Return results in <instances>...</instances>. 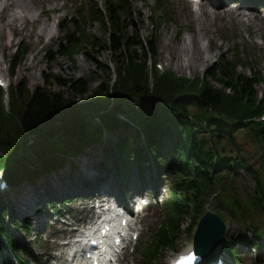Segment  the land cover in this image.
I'll use <instances>...</instances> for the list:
<instances>
[{
  "label": "trees",
  "instance_id": "obj_1",
  "mask_svg": "<svg viewBox=\"0 0 264 264\" xmlns=\"http://www.w3.org/2000/svg\"><path fill=\"white\" fill-rule=\"evenodd\" d=\"M111 44V54L114 55V61L119 65L121 75L113 89V95L119 98L120 103L113 112L102 117L103 121L112 123L113 120H121L117 117L114 118V114L127 116L132 111L139 118V125L147 131L148 139L153 140L152 132L165 136L174 143L175 150L182 152L185 156H190L199 163L203 169L199 173L200 179L206 183H209L213 176L221 172H230L232 164L239 160L240 166L248 170L259 186L258 172L240 157L243 155L240 148L234 150V156L224 157L222 155V152L226 151L224 144H234L237 135L244 134L255 147V151L260 154L259 159L264 162V123L252 120L264 111V99L258 100L255 91V85L259 81L258 76L253 75L249 78L238 74L234 64L220 60L217 65H213L212 70L203 79L217 82L221 89L215 90L209 87L202 91L203 82L199 80L190 81L177 78L175 75L159 76L154 69V72H151L154 91L150 94L147 71L136 64V61L138 62L148 55L147 50L141 46V41L128 39L127 35H123L122 30L118 29V34H113L111 37ZM148 47L149 53L154 58L157 55L156 40L150 41ZM123 49L126 50L125 55L127 54L126 56L129 58L128 64L122 63ZM25 50L26 47L21 46L17 55L12 58V76L15 75L21 62L20 57L23 56ZM45 57H47L48 64L53 62L52 56L46 55ZM97 68L102 73L108 71L104 64ZM49 70L53 71L52 68ZM45 77L46 86L41 90L40 88L35 89L32 94L25 87V81L12 87L11 105L8 111L1 103L2 91L0 90V151L12 155L15 149L20 150L18 144L22 146L28 142V135L44 139L59 133L60 130L62 135H66V141L60 147L62 152L53 156L52 159L40 160L38 158L34 164L20 161L24 166L21 171L30 176L48 172L49 168L62 161L64 157H60L61 155L70 153V150L74 152L80 144L86 141L88 135H91V131L97 128L92 122H87L84 131L81 117H78L81 102H87L91 93L92 86L89 81L85 79L73 80L66 74ZM50 81L66 90L70 99L60 92L56 93L48 89ZM207 83L211 86L209 82ZM183 95L184 98L181 97ZM109 97L108 87L101 84L97 90L93 91L92 98L89 100L94 98L92 102L95 103V108H101V105ZM127 100H136L143 105L123 106L122 104ZM131 119L133 118L131 117ZM133 120L134 122L138 121L137 118ZM56 123H61V125L54 128ZM128 128L132 127L125 123L123 129ZM124 134L130 135L129 132ZM158 140L161 141V139ZM127 142L128 140L124 138L119 143H113L116 154L121 156L124 150L123 145ZM40 144L46 147L47 151L55 146L54 142H49L46 139L40 141ZM105 157L109 160V153H106ZM15 163L17 161L12 163L7 173V177L14 182L18 181ZM188 213V208L179 206L174 223L175 231L171 236L164 235L160 238L161 246L164 247L176 241L183 222L182 217ZM12 225L16 230L27 231L28 229V226L18 218H14ZM0 231L5 240L10 239V231L4 224L1 215Z\"/></svg>",
  "mask_w": 264,
  "mask_h": 264
},
{
  "label": "rangeland",
  "instance_id": "obj_2",
  "mask_svg": "<svg viewBox=\"0 0 264 264\" xmlns=\"http://www.w3.org/2000/svg\"><path fill=\"white\" fill-rule=\"evenodd\" d=\"M88 1L89 0H76L75 2L71 0H47L46 3L42 4L40 8H32L30 10H28V8V11L23 8L22 14L28 16V24L24 31H21V29L18 28V30L14 34L9 29L7 22L9 21V14H12L11 11H15L16 9L13 8L9 12H7V17L3 19L0 18V48L2 49L1 51L8 50L12 52L13 49H15V46L21 40L25 41L28 47L30 48V52L28 53V55L21 60L23 63L17 71L16 79L13 80L14 82H18L21 78L25 77L30 91H33V89L38 86H41L39 87L41 90L42 87L46 86L45 76L47 75L49 68H52L53 72L58 74L59 76H63V74H66L69 75V78L73 80L85 79L89 81V84L92 86L89 99L92 97L94 89L105 78V75L100 70H98L97 67L99 65L107 63V60L109 59V55L107 53L103 52L101 55H98L96 59L93 57V55L95 54L89 55L90 60H87L84 56V53L86 51L84 49L82 53H80V55L76 58V70L72 68L70 60L68 58L59 57L58 59H56L55 62L48 64L47 57H45L47 54L50 53L52 54V58L55 59L56 45L62 43L64 40L65 33L60 31V34V32L57 31L58 27H55V22L61 21L64 17L67 18V16L74 14V11L71 9L73 3L80 2L86 6V3ZM135 1L136 10L143 14L141 34L145 38H149L152 30L150 29L148 17L150 15L152 9L151 7L153 5L154 0ZM90 2L94 6L93 0H90ZM29 3L31 2L28 1L27 4ZM33 21H35L34 25H32ZM191 26L193 28V24H191ZM39 27L41 29H39ZM43 28L44 32L42 31L41 33V30ZM181 29L183 30L181 37H188L190 34V30H188V26H186V23L181 26ZM252 30L256 31V28L252 27ZM175 31L176 28L173 24H168L162 28L161 40L158 39L159 41L157 49V61L161 69L164 68L165 70H171L177 75H186L187 77H194L207 72V69L219 59V55L222 54V56H225L229 59L234 56V52H232L233 45L226 44L225 42L220 44L219 36H217L216 29L210 27L209 32L211 33L213 31L214 35L213 41L215 45L213 46V49V44L209 43L208 40L204 38L200 39V45L204 49L211 47L212 54L208 55L212 56L208 57V55H205L204 63H195L196 68H190L187 66L188 58L185 57V55H182L181 53L178 54V52L180 51L179 47L183 48L184 42L179 39L181 37L175 39ZM31 33H33L36 37H31L29 35ZM99 33V27L96 25L94 27L93 35H99ZM235 42L237 46V52L239 53L240 50L243 48L241 36H238ZM172 47H176L177 50H172ZM164 52L166 53V55L164 54ZM243 55H245V53ZM163 56L164 60L168 61V66L164 64ZM249 57L252 59L256 58V61H258L259 63V67L264 70V68L262 67L264 65V60L260 58L259 53L252 51L249 53ZM1 58L2 53L0 52V78L4 81L8 80L10 82L8 76V63L3 59L1 60ZM239 70L241 73H245L247 75L250 73L246 69ZM47 87L48 89H51L56 93L60 92L64 94L66 98L70 99V97L67 96V91L61 89L52 81H50V85ZM262 89L263 86L258 89L259 92H261ZM35 141V146L20 151V153H22V151H24V153L19 159V163L20 160L26 161L27 164H34L38 158H40V160L52 159L53 156L58 155L60 154V152H62V149L60 147L64 144L65 137H60L58 141L54 142V148L48 151L47 149L39 150V140ZM94 150H97V147L90 146L88 148V152L81 157L79 163L77 160L67 162V164L65 163V166L61 170H56V173L54 172V175H50L48 177L42 175L41 177L33 181V183L23 185L22 189H20L19 192L11 193V206L16 210L18 215L21 214L27 217H31L32 215H34L33 210L36 209L35 203L41 202L44 199L43 194H39L38 196L36 195V192H38L39 190H51L56 194L59 200L66 198L78 199L79 196H83L87 192V190L82 187L83 184L93 183L98 180V176H95L94 178H91L89 180H85L84 176L86 174H83L84 171H82L83 167H85L86 171L89 172L92 169L91 165L95 161V158L89 155V152ZM20 167H23L21 163ZM67 171H69L70 173L68 174ZM240 175L242 179L246 182L247 189L251 190L253 187V183L249 176H247L245 172H240ZM19 195H26L27 197H31L28 201V206L26 208H20L17 198ZM77 203H80V201H74L70 208L76 209ZM183 226L184 228L186 227L185 224ZM41 227V224H38L37 230ZM18 238L20 242L28 245V238L26 239V237L22 235H18ZM31 251L36 254V250L31 249ZM245 261L250 262L251 260ZM33 264H35V262H33Z\"/></svg>",
  "mask_w": 264,
  "mask_h": 264
},
{
  "label": "bare ground",
  "instance_id": "obj_3",
  "mask_svg": "<svg viewBox=\"0 0 264 264\" xmlns=\"http://www.w3.org/2000/svg\"><path fill=\"white\" fill-rule=\"evenodd\" d=\"M28 1L31 2V7L33 8L35 6V2H41L45 0H0V17L1 19L7 17V12L15 8V11H11L12 14H9L8 18L9 21L7 22V25L9 29L14 33L18 30V28H21V30H24L28 24V16L22 14V10L28 9ZM172 5H178L180 7V12L177 16V21L179 23H182L184 21L187 22H193L195 20L194 15L191 10V2L190 0H169ZM198 9L201 11V16H208L210 17L215 24H217V31L225 34L227 31H230L231 34H227V37L225 38V42L230 43L232 42V37L235 35L233 32L238 29V27L241 25V17L243 16L241 13H239L237 10H243L238 9L240 8V5L237 1H234L233 5H230L228 2H220L214 6V11L209 12L207 8L205 7L204 3H200L198 5ZM30 10V9H28ZM27 10V11H28ZM249 10V9H248ZM19 11V12H18ZM19 13V14H18ZM35 21L32 22V25H34ZM244 26V25H243ZM208 28V25L206 24H200L196 23V29L193 31L191 29V32L193 33L189 37H182L181 41L184 42L183 48H180V51L178 54L185 55V57L188 58V64L187 66L190 68H196L195 63H204L205 62V55L212 54V51L209 48H203L200 45V39L204 38L208 40L209 43L212 41V37L209 31L205 30ZM44 32V28L41 30ZM217 32V33H218ZM238 33V32H236ZM31 37H36L33 33L29 34ZM260 36V34H259ZM260 46V45H258ZM172 50H177V48H171ZM262 50V57H264V45L260 47ZM166 55V53L164 52ZM212 55H208V57H211ZM163 62L168 66V61L164 60L163 56ZM214 63L212 64L213 67ZM85 167H83L84 169ZM84 170L83 174H86L85 176H88L89 178H92L95 173H91L89 171ZM69 174L70 172L67 171ZM84 176V177H85ZM40 192H36V195L38 196ZM30 198H25L23 201L21 198H18V203L20 205V208H26L28 206V201ZM105 201V200H104ZM11 202V201H9ZM85 208V207H84ZM34 220V219H33ZM44 223V222H42ZM41 223V224H42ZM248 233H252V231H247ZM259 238L256 242V244L260 241ZM68 248H72V245H69ZM70 257L68 256L65 259L66 264L69 263ZM196 262V260H194ZM60 264V263H57ZM71 264V263H70Z\"/></svg>",
  "mask_w": 264,
  "mask_h": 264
},
{
  "label": "water",
  "instance_id": "obj_4",
  "mask_svg": "<svg viewBox=\"0 0 264 264\" xmlns=\"http://www.w3.org/2000/svg\"><path fill=\"white\" fill-rule=\"evenodd\" d=\"M92 101L94 100H87V102H82L81 106L79 107V113H78V117L80 118L81 116H83V114L85 112H87L88 110L94 109L95 108V103H93ZM80 105V104H79ZM58 125H61V123H56L54 125V128H56Z\"/></svg>",
  "mask_w": 264,
  "mask_h": 264
}]
</instances>
